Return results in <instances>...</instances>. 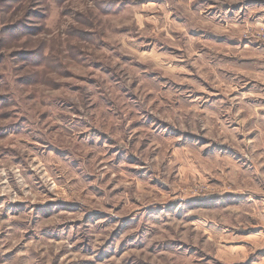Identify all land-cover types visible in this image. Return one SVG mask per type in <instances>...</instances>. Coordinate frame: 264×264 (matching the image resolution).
Instances as JSON below:
<instances>
[{
	"label": "rangeland",
	"instance_id": "obj_1",
	"mask_svg": "<svg viewBox=\"0 0 264 264\" xmlns=\"http://www.w3.org/2000/svg\"><path fill=\"white\" fill-rule=\"evenodd\" d=\"M261 196L264 0H0V264H251Z\"/></svg>",
	"mask_w": 264,
	"mask_h": 264
},
{
	"label": "crops",
	"instance_id": "obj_2",
	"mask_svg": "<svg viewBox=\"0 0 264 264\" xmlns=\"http://www.w3.org/2000/svg\"><path fill=\"white\" fill-rule=\"evenodd\" d=\"M258 199L261 201L260 202L261 203V207H260L259 211L262 210L261 211L262 213L260 215H261V218H264V197L261 196ZM254 227H256V228H254L253 231L258 233L257 235H259L261 237L260 242L258 244H255V249L254 250L255 251H259L260 250V252H262V253H260L259 256H255V259L254 260H250V261H251V264H264V220H263L261 226L258 227V225H255Z\"/></svg>",
	"mask_w": 264,
	"mask_h": 264
},
{
	"label": "trees",
	"instance_id": "obj_3",
	"mask_svg": "<svg viewBox=\"0 0 264 264\" xmlns=\"http://www.w3.org/2000/svg\"><path fill=\"white\" fill-rule=\"evenodd\" d=\"M22 61L26 62V61H27V59H25V58H22Z\"/></svg>",
	"mask_w": 264,
	"mask_h": 264
}]
</instances>
